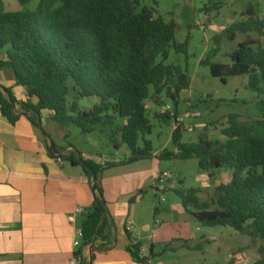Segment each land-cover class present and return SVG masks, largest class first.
I'll list each match as a JSON object with an SVG mask.
<instances>
[{"label":"trees","instance_id":"obj_1","mask_svg":"<svg viewBox=\"0 0 264 264\" xmlns=\"http://www.w3.org/2000/svg\"><path fill=\"white\" fill-rule=\"evenodd\" d=\"M17 1L21 10L9 12L0 0V49H6L0 69L12 71L16 84L26 89L28 101L21 107L30 114V121L38 127L47 113L63 131L76 128L84 134L105 135L115 150H129L131 157L123 163L152 158L153 144L146 138L153 129L148 102L163 109L154 112V120L174 124L180 94L189 85L180 66L166 65L172 51L185 53L188 46V42H176L175 21L158 17L154 8L141 7L142 0H39L33 10L27 8L33 0ZM247 17L227 28L231 40L246 37L230 55L231 65L212 62L216 50L201 65L223 84L228 77L247 76L246 89L255 94L257 113L224 116V141L211 140L205 127L197 142L182 143L184 128H174L172 142L177 152L165 151L161 158L197 160L200 171L210 176L219 170L231 172L230 181L218 185L209 200L200 199V189L178 190L176 195L200 225L231 227L259 241L254 264H264V47L251 37L255 33L264 38V20H254L251 12ZM168 102L170 110H166ZM0 103L3 116L14 124L15 100L0 96ZM85 162L99 173L94 162ZM96 197L105 210L99 184ZM104 210L95 201L87 210L83 247L108 239ZM141 249V243L130 244L127 252L137 264H149L153 255L143 257Z\"/></svg>","mask_w":264,"mask_h":264},{"label":"crops","instance_id":"obj_2","mask_svg":"<svg viewBox=\"0 0 264 264\" xmlns=\"http://www.w3.org/2000/svg\"><path fill=\"white\" fill-rule=\"evenodd\" d=\"M9 1L4 0L6 11L21 10L17 0V9L9 10ZM5 57L6 53L0 54V60ZM0 96L7 101L13 97V115L17 117L11 123L3 116L0 103V264H69L76 251L74 232L82 228L85 215L77 218L74 225L69 224L67 217L76 207L87 212L95 196L93 178L84 172L82 165H77L80 157L99 166L98 184L103 190L109 220L108 239L97 240L91 247L82 245L78 250L85 263L137 264L127 252V247L136 243L142 244L143 257L155 254V242L168 248V241L173 240L186 250L192 249L182 230L176 231L171 239L164 238L162 227L152 228L142 214L145 190L155 189L159 175L156 157L133 163L85 157L65 142L64 134L56 133L47 113L42 114L38 127L30 121V114L21 107L28 101L26 89L16 84L13 72L8 69H0ZM182 107L181 102L179 113L197 110ZM51 142L57 153L50 151ZM183 223L187 224L185 217ZM152 259L149 264H153Z\"/></svg>","mask_w":264,"mask_h":264},{"label":"rangeland","instance_id":"obj_3","mask_svg":"<svg viewBox=\"0 0 264 264\" xmlns=\"http://www.w3.org/2000/svg\"><path fill=\"white\" fill-rule=\"evenodd\" d=\"M38 1L33 0L27 8L33 10ZM7 4L9 10L17 9L15 0H10ZM141 7L154 8L158 17L177 24L176 42H188V46L185 53L172 51L166 65L180 66L189 78L187 89L180 94L182 110L187 106L197 108L203 117L197 125L202 123L209 128L211 140L224 141V116L255 115V94L246 89L247 76L228 77L223 84L220 79L213 78L210 69L202 66L201 62L216 50L218 53L212 62L231 65L230 55L246 37L238 35L235 40H231L227 28L233 23L247 20L248 12L253 14L254 20L263 21L264 0H142ZM251 37L264 47V38L255 33ZM4 53L6 49H0V54ZM167 104L170 105L169 102ZM82 105L85 107L86 103ZM148 107L153 129L146 138L153 144V157L157 158L159 175L167 173L169 182L164 193H157L151 187L145 190L142 214L152 228L162 227L161 235L164 238L171 239L176 231L182 230L183 237L192 245L191 250H186L181 243L173 240L168 241V248H165V244L155 242L153 264H254L259 258V241L243 236L231 227L208 228L199 225L190 212L183 208L176 195L178 190L200 189V199L209 200L214 196L218 185L230 181L231 172L219 170L210 176L200 171L197 160L161 158L165 151L175 153L176 147L172 142L174 124L167 125L154 120V112H162L163 109L150 102ZM219 121L221 124L213 126V123ZM52 126L56 128L57 134H69L65 142L90 159L108 161L115 158L125 162L131 157L126 147L115 150L105 135L84 134L76 128L63 131L55 123ZM203 129L196 128L193 133L185 131L182 143L197 142ZM66 165H69V160H66ZM161 198L164 202H161ZM155 208L159 210L157 216L154 214ZM184 217L187 224L183 223ZM197 246H201V250H197Z\"/></svg>","mask_w":264,"mask_h":264},{"label":"built area","instance_id":"obj_4","mask_svg":"<svg viewBox=\"0 0 264 264\" xmlns=\"http://www.w3.org/2000/svg\"><path fill=\"white\" fill-rule=\"evenodd\" d=\"M171 106H167L166 110H170ZM202 115L199 111L194 109H188L185 112L178 113L175 122L174 128L183 127L186 132L193 133L196 128H205V125L199 123L202 119ZM194 122V123H192ZM192 123V124H191ZM169 175L167 173H162L157 176L155 181V190L157 193H164L167 190ZM161 202H164V199L161 198ZM86 214V211L82 207H76L74 211L69 214L67 220L69 224L74 225L76 223V219L79 217H83ZM83 245V231L81 229H76L73 237V247L76 250L69 262V264H82V256H79L78 250Z\"/></svg>","mask_w":264,"mask_h":264},{"label":"water","instance_id":"obj_5","mask_svg":"<svg viewBox=\"0 0 264 264\" xmlns=\"http://www.w3.org/2000/svg\"><path fill=\"white\" fill-rule=\"evenodd\" d=\"M50 151H54V144L52 142H51V146H50ZM80 163H81L82 166H84L92 174L93 180H94L93 187H92V191L95 194L94 201L96 202V204H97V206L99 208L104 210V208H102L98 198L96 197V189H97V184H98V178H97L96 173L93 171V169L83 159L80 160ZM92 249H94V247H92ZM83 264H85V263L83 262Z\"/></svg>","mask_w":264,"mask_h":264}]
</instances>
